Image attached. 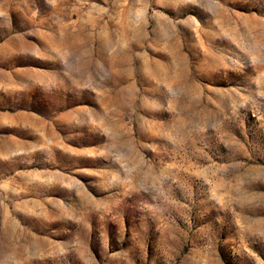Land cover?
Wrapping results in <instances>:
<instances>
[{
	"label": "rangeland",
	"instance_id": "1",
	"mask_svg": "<svg viewBox=\"0 0 264 264\" xmlns=\"http://www.w3.org/2000/svg\"><path fill=\"white\" fill-rule=\"evenodd\" d=\"M0 264H264V0H0Z\"/></svg>",
	"mask_w": 264,
	"mask_h": 264
}]
</instances>
